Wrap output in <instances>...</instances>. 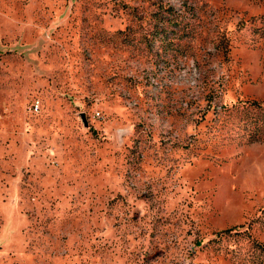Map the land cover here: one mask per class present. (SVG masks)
Listing matches in <instances>:
<instances>
[{"label":"rangeland","instance_id":"rangeland-1","mask_svg":"<svg viewBox=\"0 0 264 264\" xmlns=\"http://www.w3.org/2000/svg\"><path fill=\"white\" fill-rule=\"evenodd\" d=\"M0 264H264V0H0Z\"/></svg>","mask_w":264,"mask_h":264},{"label":"built area","instance_id":"built-area-1","mask_svg":"<svg viewBox=\"0 0 264 264\" xmlns=\"http://www.w3.org/2000/svg\"><path fill=\"white\" fill-rule=\"evenodd\" d=\"M34 108H35V110H39V108H40V104H39V102H36V103L34 104Z\"/></svg>","mask_w":264,"mask_h":264},{"label":"water","instance_id":"water-1","mask_svg":"<svg viewBox=\"0 0 264 264\" xmlns=\"http://www.w3.org/2000/svg\"><path fill=\"white\" fill-rule=\"evenodd\" d=\"M83 119L86 121L85 115H83Z\"/></svg>","mask_w":264,"mask_h":264}]
</instances>
